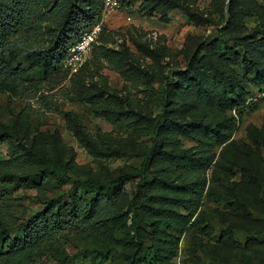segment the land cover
<instances>
[{"label":"rangeland","instance_id":"rangeland-1","mask_svg":"<svg viewBox=\"0 0 264 264\" xmlns=\"http://www.w3.org/2000/svg\"><path fill=\"white\" fill-rule=\"evenodd\" d=\"M32 1L33 25L13 39L14 50L7 56L22 76L0 86V135H6L0 143V228L17 227L46 206L58 209L68 204L72 178L85 181L100 174L117 178L120 172H128L132 178L122 189L125 200L117 207L119 220L111 223L106 234L67 231L55 243L34 252L28 262L131 264L135 250L129 230L132 215L122 216L126 212L122 204L135 190L142 155L151 148L153 136L117 118L116 112L109 120L100 90L156 118L165 84L187 68L199 44L216 40L226 26L229 16L224 20L222 8L227 14L229 1L115 0L109 7L106 0H94L99 2L96 20L103 33L87 67L75 75L65 62L59 69L41 67L39 54L52 44L64 16L61 8L53 7L56 0H48L52 4ZM92 1L85 0L87 5ZM242 5L237 29L261 38L264 0H244ZM243 87L248 92L244 107L203 110L209 120L233 118L231 136L210 149L213 161L208 169L191 172L186 161L162 165L172 166L170 177L177 186L204 176L207 185L195 207L183 189L181 194L162 193L184 206L181 213L188 219L178 227L165 216L145 233L149 254L144 264H264V147L254 144L257 135L264 136V84ZM110 96L105 95V100ZM109 110L113 112L114 107ZM70 115L87 129L91 140L113 147L119 155L107 157L95 150ZM178 141V149L188 154L204 146L191 136ZM245 149L255 153L254 170L258 171L246 173L239 167ZM45 162L69 178L52 175ZM78 195H84L83 188ZM165 198L162 201H168ZM142 216H153L149 206H143Z\"/></svg>","mask_w":264,"mask_h":264},{"label":"trees","instance_id":"trees-1","mask_svg":"<svg viewBox=\"0 0 264 264\" xmlns=\"http://www.w3.org/2000/svg\"><path fill=\"white\" fill-rule=\"evenodd\" d=\"M39 1L52 4L48 0ZM228 1L227 14L224 12L225 8H222L224 20L227 21V15L229 16L226 26L221 29L216 40L199 44L191 55L187 68L174 73L165 84L160 102L161 112L156 118L137 112L128 101L100 90V98L107 106L104 109L105 116L109 120L114 119L116 112L117 118L122 117L126 123H133L136 125L135 129L148 130L153 136L151 148L142 155L139 181L135 184V190L128 202L122 204L126 207L122 216L132 215L129 230L135 250L131 264H144L149 254L144 236L147 231L155 229L157 221L167 216L178 227H183L187 222L188 216L181 213L185 207L177 202L172 203V196L162 193L174 190L181 194L180 189H183L182 192L189 197L191 206H198L201 202L207 185L205 176L177 186L175 180L171 179L170 172L171 165L182 161L192 167L191 172L205 171L213 161L211 147L223 143L231 136L233 118L209 120L203 110L240 109L247 102L248 92L243 87L244 84H264V33L258 39V35L250 36L239 31L236 24L241 16L240 6L244 0ZM30 2L33 1L0 0V86L10 85L22 76V70L11 66L7 56L14 50L13 39L33 25L35 8ZM52 5L54 8H61L60 11L63 10L64 19L52 44L39 54L38 59L42 68L59 69L66 60L69 48L86 31L99 24L96 20L99 2L93 0L87 5L85 0H56ZM42 6L39 5L40 8ZM109 94L111 99L105 100V95ZM97 97H94L95 104L98 103ZM111 106L114 107L113 112L109 110ZM189 116L191 117L188 118ZM70 120L78 126L80 133L90 141L95 150L107 157L119 155L113 147L105 148L91 140L87 129L77 118L70 115ZM181 136L194 137L204 146L192 154L180 151L178 138ZM5 137V134L0 135V143ZM254 144L264 147V136L257 135ZM243 153L244 158L241 157L239 163L241 170L246 173L258 171L254 170L255 153L246 149ZM165 163L171 165L163 167ZM45 167L54 176L64 180L69 178L68 174H63L59 169L50 168L48 164ZM107 168L105 170L109 173ZM98 177H90L85 181L72 178L74 187L69 192V203L58 209L52 205L46 206L14 228L1 225L0 264H29L28 258L34 252L46 244L55 243L67 231L83 229L106 234L111 223L119 220L116 215L117 207L125 200L122 189L125 181L132 178V174L120 172L117 178L107 174H100ZM81 188L84 189L83 196L78 195ZM89 195L91 197L86 200L84 197ZM164 197L168 201H162ZM146 205L153 214L148 219L142 216V208ZM158 255L156 252L155 256Z\"/></svg>","mask_w":264,"mask_h":264},{"label":"built area","instance_id":"built-area-1","mask_svg":"<svg viewBox=\"0 0 264 264\" xmlns=\"http://www.w3.org/2000/svg\"><path fill=\"white\" fill-rule=\"evenodd\" d=\"M115 0H106L109 7L115 5ZM103 33V26L97 24L86 31L76 44L71 46L65 60V67L72 75L79 73L88 65L92 58L94 46Z\"/></svg>","mask_w":264,"mask_h":264}]
</instances>
